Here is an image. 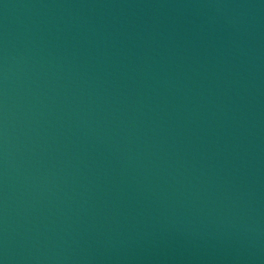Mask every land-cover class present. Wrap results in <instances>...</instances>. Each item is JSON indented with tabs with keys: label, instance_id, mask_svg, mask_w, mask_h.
<instances>
[{
	"label": "water",
	"instance_id": "1",
	"mask_svg": "<svg viewBox=\"0 0 264 264\" xmlns=\"http://www.w3.org/2000/svg\"><path fill=\"white\" fill-rule=\"evenodd\" d=\"M0 264H264V0H0Z\"/></svg>",
	"mask_w": 264,
	"mask_h": 264
}]
</instances>
